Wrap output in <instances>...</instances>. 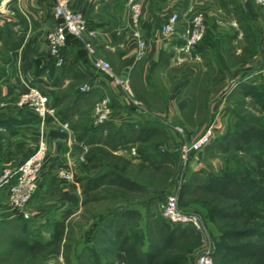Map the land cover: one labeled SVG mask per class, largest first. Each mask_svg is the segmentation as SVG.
Here are the masks:
<instances>
[{"label": "crops", "instance_id": "obj_1", "mask_svg": "<svg viewBox=\"0 0 264 264\" xmlns=\"http://www.w3.org/2000/svg\"><path fill=\"white\" fill-rule=\"evenodd\" d=\"M53 3L0 0V58L9 61L5 74L0 72V172L6 166L22 163L40 147L47 150L44 174L28 206L33 215L22 219L35 228L50 225L49 241L55 223L70 220L87 199L76 180V162L89 145L79 140L75 126L87 125L84 119L87 114L93 115L96 102L106 95L113 99L114 113L107 125L119 128L126 122L155 120L132 110L113 79L96 67V59L109 61L118 76L129 74L136 95L147 104L168 94L167 104L159 108L148 105L165 125L161 118L188 127L204 126L199 111L205 109L215 125L214 139L227 129L237 88L247 83L264 88L263 75L239 84L219 97V102H212L215 94L230 89L233 78L243 77L264 61L261 0H145L142 32L147 47L142 57L139 40L131 33L127 0H73L72 8L84 14L89 30L94 31L89 37L92 51L70 38L62 51L63 65L56 64L46 39L55 24ZM203 6L210 9L205 39L191 54H183L180 42L165 36L162 27L173 12H178L182 28L184 19L200 12ZM15 43L18 46L13 50ZM173 67L176 74L171 72ZM169 80L173 81L170 87ZM30 83L46 87L57 119L42 121L32 107L19 106L18 100ZM85 84L92 89L82 93L80 87ZM199 93L206 97H198ZM65 123L70 125L69 130L64 128ZM169 131L172 140L167 138L163 144V150L168 151L179 148V136ZM201 154L190 163L191 171L213 172L199 164L197 156ZM9 192L10 187L0 189V196L6 194L1 200L6 201Z\"/></svg>", "mask_w": 264, "mask_h": 264}, {"label": "trees", "instance_id": "obj_2", "mask_svg": "<svg viewBox=\"0 0 264 264\" xmlns=\"http://www.w3.org/2000/svg\"><path fill=\"white\" fill-rule=\"evenodd\" d=\"M17 46L15 43L13 50ZM237 89L231 110L234 121L204 150L225 157L227 162L221 174L195 172L192 183L184 185L181 196L189 191L194 193L195 201L208 208V215L218 225L220 240L212 250L215 264H264V88L247 83ZM160 126L157 120L126 122L119 128L106 124L86 128L78 136L90 145L86 161L81 165L83 175H77L76 179L87 195L85 204L99 200V191L105 186L116 188L117 195L124 200L146 189L127 174L134 166V159L116 152L138 143L157 146L163 142L158 139L164 135ZM158 150H139L138 173L149 175L151 182L158 178L165 183L171 174L170 156L162 154L159 146ZM107 161L110 169L105 170ZM152 193L157 196L155 191ZM155 198L138 204L148 208ZM139 216V208L127 205L114 209L104 218L98 241L103 245L104 260L90 259L88 264H195L192 250L201 241L194 228L168 223L151 227L149 223L147 235L135 229ZM54 227L50 241L16 239L14 247L31 254L51 246L59 250L66 230L65 220L57 221Z\"/></svg>", "mask_w": 264, "mask_h": 264}, {"label": "rangeland", "instance_id": "obj_3", "mask_svg": "<svg viewBox=\"0 0 264 264\" xmlns=\"http://www.w3.org/2000/svg\"><path fill=\"white\" fill-rule=\"evenodd\" d=\"M209 11L210 9L205 6H203L200 10V12H204L206 15L209 14ZM6 60L7 59L0 58V72L2 74H5V71L8 68L9 61ZM262 65H264V61L261 64L252 67L247 73L254 72L256 68ZM171 72L176 74L177 69L173 67ZM168 82L170 87L173 81L169 80ZM206 82L207 81H205V83ZM120 94L121 97H124L121 92ZM200 95L201 93H199L197 96L200 97ZM223 95H225L223 92L215 94L212 102H219L221 99L219 97H222ZM160 96L162 99H159V101H151L150 104L156 108L163 106V104H167L165 99L168 97V94L164 93ZM136 97L144 104L146 108V116L149 118L152 116V119L157 120L162 125L160 127L164 129V135L160 136L158 139L163 142H159L157 146L156 143H138L129 146L128 148L118 150L116 153L123 154L134 159V166L129 169L127 174L130 177L138 180L146 187V189L143 192H134L128 199L124 200L117 195L116 188L113 186H105L101 188L99 191V200L90 201L88 204H84L70 220L65 221L66 230L59 246L60 249L55 250V247L51 246L47 249H42L35 254H31L22 249L14 247L13 241L16 239H26L29 242L40 241L42 243H46L50 239V230L48 227L50 225H41L40 227L37 226L35 228L33 225H30V223L23 221L24 218L22 219L21 216L16 217L9 205V195L5 201L4 199L1 200V197L6 196V194H3L0 196V264H88L90 259L103 261L104 255L101 254V248L103 245L98 244V241L102 234H100V232L103 231L102 224L104 218L108 217V215H110L114 209L128 205L130 207H137L141 211V216H139L134 223L137 224L135 229L140 230V232H145L148 235L149 223H152L151 227L159 223H168L171 226H176L163 217L160 208L161 203L166 199V197L173 194L178 196L179 204L183 209L188 212H193L200 215L205 225L204 233H198V235H200L201 244L192 250L191 256L194 259V263L197 264L198 259L206 250L215 249L217 242L220 240L221 231L219 230L218 225L208 215V208L201 203L196 202V195L190 191L186 196H181L182 190L185 187L184 185L186 183H190V181L192 183L191 179L194 177L195 172L191 171L190 163L192 160L196 159L195 155L199 153L192 152L190 154L189 160L185 161L182 156L181 147L184 142H191L196 137H198L199 134L202 133L210 124H212L209 119L208 112L205 109L199 111L200 120L206 122V125L204 126L188 127L187 125H180L178 123L173 124L171 120L161 118L162 121L166 122L165 125L160 120H158L160 117H157L153 113L154 110L151 111V107L148 106L150 104H147L145 101L140 99L138 95H136ZM200 102L201 100H198L199 104H201ZM228 113L230 115V121L227 125V128L235 119L231 110H229ZM84 120L87 122V125L77 124L75 126L77 136H81L86 128L96 127L94 123V112L92 116L87 114ZM167 124H169V126ZM175 125H179L184 129V138L176 132ZM169 129L174 130L176 135L179 136V148H175V150L171 148L168 151L163 150V144L164 141L167 140L169 136H171ZM168 140L171 142V137ZM158 146L162 154L170 156L169 160L171 162V167L169 169H171V174L169 175L168 181L165 183H163V179L158 181V178H155V182H151L148 180L149 175L146 173H138L141 162V159L139 158V150L159 151ZM89 149L90 145L88 147V151L85 153V160H81V155L83 152H85L83 150L79 160L76 162L78 176L83 175V172L81 171V165L84 163V161H86V155L89 152ZM202 152L203 154H201V157L197 156L199 164L210 167V170L213 171V173L221 174V171L227 162L225 157L217 156L213 153H207L206 151ZM203 155L205 156L202 159ZM218 161L221 162V164L218 163ZM105 164V170L110 169V166H108L110 165L109 162L107 161ZM219 167H221V170ZM152 191H155L157 196H155ZM154 197H156L155 201H153L148 208H146L147 206L145 207L144 205L138 204L144 201L148 202L149 198ZM31 201L32 199L30 200V203ZM28 206H30V204ZM29 213L30 215H33L31 211H29ZM195 241L196 240L193 242Z\"/></svg>", "mask_w": 264, "mask_h": 264}, {"label": "built area", "instance_id": "obj_4", "mask_svg": "<svg viewBox=\"0 0 264 264\" xmlns=\"http://www.w3.org/2000/svg\"><path fill=\"white\" fill-rule=\"evenodd\" d=\"M144 1L145 0H127V5L130 11V29L134 37L139 40L141 50L139 57L144 56L147 47L143 39L142 22L144 16ZM264 3V0H261ZM73 0H54L53 15L55 24L46 35L47 43L50 48V53L56 61L57 65H63L65 60L62 56L63 49L67 46L70 38L82 42L87 50L92 51V44L89 39L94 34V31L89 30L88 22L83 13L72 8ZM207 15L204 12H198L190 17H186L185 23L180 28L181 14L173 12L169 21L163 25L162 32L165 36L175 38L180 42L179 51L183 54H191L196 46L205 38L207 33ZM96 67L106 73L113 79L119 91L124 95L128 104L133 111H137L146 115L144 104L137 99L131 77L129 74L118 76L111 63L107 60L96 59ZM264 75V65L255 69L252 73H245L241 78H233L231 86L225 95L229 94L239 84L252 82L255 78ZM92 89V86L85 84L80 87L82 93H87ZM224 95V96H225ZM19 106H29L40 116L42 121H47L50 118L57 119V110L51 103V97L46 87L39 83H30L27 89L21 94L18 100ZM113 99L106 95L99 99L94 107V118L96 126H103L109 122L114 113ZM64 128L69 130L70 125L65 123ZM176 132L183 136L184 129L175 125ZM215 136V125L210 124L202 133L199 134L191 142H184L181 147L182 156L185 161H188L190 154L193 152H202L208 147ZM81 160H85V153L88 147H84ZM48 162V152L40 147L26 160L17 165H9L4 167L0 172V189L10 187L9 205L12 208L14 215L21 216L24 219L31 218L28 211V205L36 192L38 185L42 179L44 168ZM71 177V175H67ZM162 215L165 219L175 225L190 226L197 233L203 234L205 225L200 215L188 212L179 205V199L176 194L168 195L160 205ZM213 251L206 250L198 259L197 264H214Z\"/></svg>", "mask_w": 264, "mask_h": 264}]
</instances>
